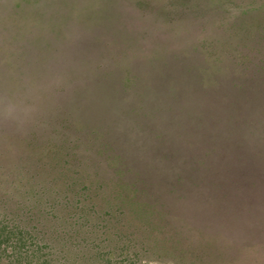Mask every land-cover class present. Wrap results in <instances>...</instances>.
Instances as JSON below:
<instances>
[{
    "label": "rangeland",
    "instance_id": "1",
    "mask_svg": "<svg viewBox=\"0 0 264 264\" xmlns=\"http://www.w3.org/2000/svg\"><path fill=\"white\" fill-rule=\"evenodd\" d=\"M0 264H264V0H0Z\"/></svg>",
    "mask_w": 264,
    "mask_h": 264
},
{
    "label": "trees",
    "instance_id": "2",
    "mask_svg": "<svg viewBox=\"0 0 264 264\" xmlns=\"http://www.w3.org/2000/svg\"><path fill=\"white\" fill-rule=\"evenodd\" d=\"M120 120L122 121L123 120V118H120ZM122 131V130H121ZM123 131L124 132H126V127H125V129L123 128ZM122 131V132H123ZM108 135V134H107ZM93 138L95 139V141L97 142V144L99 143V151L101 152V149L102 150H104V153L105 154H107V150L109 151V154H110V149H111V147H110V149H109V146L107 145V144H110V142H112L111 141V138L110 137H105L104 136V138H102L101 136H100V133L99 132H96V133H94L93 134ZM102 140V141H101ZM99 141V142H98ZM101 144H102V146H101ZM109 156V155H108ZM111 156V155H110Z\"/></svg>",
    "mask_w": 264,
    "mask_h": 264
}]
</instances>
